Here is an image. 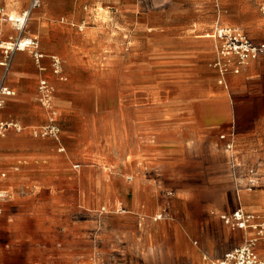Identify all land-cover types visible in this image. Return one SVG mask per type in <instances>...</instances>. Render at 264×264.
<instances>
[{
  "label": "crops",
  "instance_id": "crops-1",
  "mask_svg": "<svg viewBox=\"0 0 264 264\" xmlns=\"http://www.w3.org/2000/svg\"><path fill=\"white\" fill-rule=\"evenodd\" d=\"M0 1L9 14L31 3ZM262 5L41 0L24 34L43 57L8 58L0 48V87L13 90L0 120L21 127L0 134V190L10 195L0 203V264H208L255 237L220 215L241 205L264 219V53L223 55L212 34L218 24L239 27L264 44ZM18 35L0 24V42ZM99 67L124 83L120 105L93 100ZM152 73L167 90L130 89ZM52 112L60 132L43 135ZM231 132L233 150L220 138ZM169 208L187 214L157 219ZM212 208L222 211L209 216ZM258 250L264 255V243Z\"/></svg>",
  "mask_w": 264,
  "mask_h": 264
},
{
  "label": "built area",
  "instance_id": "built-area-1",
  "mask_svg": "<svg viewBox=\"0 0 264 264\" xmlns=\"http://www.w3.org/2000/svg\"><path fill=\"white\" fill-rule=\"evenodd\" d=\"M41 6V0H31L30 7L20 13L9 14L0 1V24L8 22L12 27L19 32L15 39L2 40L0 48L4 54L10 58L11 54L16 50H30L35 54L37 60L43 57L39 51V41L37 38L25 35V29L30 19L31 10ZM261 11L264 14V5L261 6ZM213 38L217 41L220 53L223 55H236L240 61L246 59H256L264 53V44H254L247 34L239 27L217 25L214 29ZM217 66H220L217 64ZM53 67L56 73L61 72V61L57 57H53ZM41 92V101L44 105H50L52 99V88L46 79H42L39 84ZM13 94L7 86L0 87V107L4 105L5 97ZM21 127L13 122H5L0 120V134L4 133L9 128ZM60 128L56 121V113L52 112L48 125L41 129L43 135L57 136ZM222 140L226 141V149L233 150L235 143V133L222 134ZM251 173H254L252 170ZM249 182L254 185L256 181L251 178ZM9 194L6 191L0 190V203L9 199ZM99 217L107 215L108 210L106 207H101ZM125 212V210H122ZM162 214L157 218H161ZM222 221L234 228L243 231L253 230L255 237L246 238L242 244L227 251L221 258L210 261L208 264H264V255L259 253V246L257 244L259 238L264 240V219L258 221L256 216L247 212L241 205L230 213H222L220 215Z\"/></svg>",
  "mask_w": 264,
  "mask_h": 264
},
{
  "label": "rangeland",
  "instance_id": "rangeland-1",
  "mask_svg": "<svg viewBox=\"0 0 264 264\" xmlns=\"http://www.w3.org/2000/svg\"><path fill=\"white\" fill-rule=\"evenodd\" d=\"M118 40H121V37ZM159 77H161V74L152 73L148 75L145 81H143V83H140V85L136 81L131 82L130 89H136L138 88V86H142L141 84H143L142 87L147 90H161V91L167 90L168 82L157 79ZM123 88H124V83L122 82L120 77L118 79L109 77L106 74L105 68L99 67L98 75L96 79L92 80L91 91H93L95 95L93 100H96L99 106H104V107H109L112 105H120L121 97H119V95H121V91ZM238 195L241 197L240 199H242V193L239 192ZM235 200H237V193L233 191L231 195L229 194L226 196V206L224 209L229 210V208L233 205V202ZM218 211H222V209L212 208L208 211V215L214 216L212 212H218ZM161 214H162L161 219L168 221L171 219L185 217L187 211H185V209L182 208L178 210L169 208L167 211H162ZM262 243H264V240L262 238H259L257 242L258 246L260 247Z\"/></svg>",
  "mask_w": 264,
  "mask_h": 264
},
{
  "label": "bare ground",
  "instance_id": "bare-ground-1",
  "mask_svg": "<svg viewBox=\"0 0 264 264\" xmlns=\"http://www.w3.org/2000/svg\"><path fill=\"white\" fill-rule=\"evenodd\" d=\"M212 37H213V34H212Z\"/></svg>",
  "mask_w": 264,
  "mask_h": 264
}]
</instances>
